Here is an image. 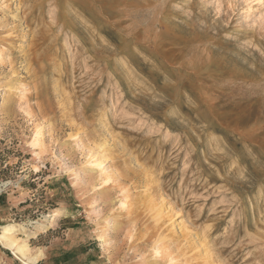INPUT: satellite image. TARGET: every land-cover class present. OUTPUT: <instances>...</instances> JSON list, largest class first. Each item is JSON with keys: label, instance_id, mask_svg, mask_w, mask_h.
Listing matches in <instances>:
<instances>
[{"label": "rangeland", "instance_id": "rangeland-1", "mask_svg": "<svg viewBox=\"0 0 264 264\" xmlns=\"http://www.w3.org/2000/svg\"><path fill=\"white\" fill-rule=\"evenodd\" d=\"M0 87L38 264H264V0H0Z\"/></svg>", "mask_w": 264, "mask_h": 264}, {"label": "bare ground", "instance_id": "bare-ground-1", "mask_svg": "<svg viewBox=\"0 0 264 264\" xmlns=\"http://www.w3.org/2000/svg\"><path fill=\"white\" fill-rule=\"evenodd\" d=\"M12 87H13V90L15 91L16 87H17L16 83H13ZM0 90H1V87H0ZM0 191H1V188H0ZM160 211L161 210H159V212ZM160 217L163 218V215L160 214L159 218ZM163 220L167 224L168 230L174 231V230H172L173 229L172 223L169 222V219L163 218ZM22 231H26L25 226L23 224L2 225L1 231H0V241L4 244V246L7 249L14 250V252H17L20 255V257L23 258L28 263L38 264L44 258L45 252L43 249H39L35 253L32 252V249L30 247V244L27 242V239L21 240V237L18 236V234ZM162 234H163V232H160V233L157 232V235L159 237L158 240H159L160 244H162V242H163V235ZM175 238L177 239L178 237H175ZM192 256H193L192 247H186V249L184 251H182V252L180 251V253L178 254V264H185L186 262L191 261L193 259ZM171 259H172V257L169 258V260H171Z\"/></svg>", "mask_w": 264, "mask_h": 264}]
</instances>
